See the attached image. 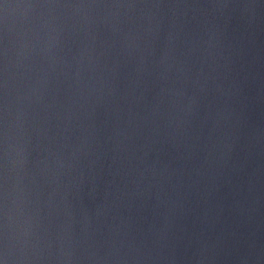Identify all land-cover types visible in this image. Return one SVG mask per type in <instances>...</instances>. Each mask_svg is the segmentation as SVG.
<instances>
[{"label":"clouds","instance_id":"1","mask_svg":"<svg viewBox=\"0 0 264 264\" xmlns=\"http://www.w3.org/2000/svg\"><path fill=\"white\" fill-rule=\"evenodd\" d=\"M0 264H264V0H0Z\"/></svg>","mask_w":264,"mask_h":264}]
</instances>
